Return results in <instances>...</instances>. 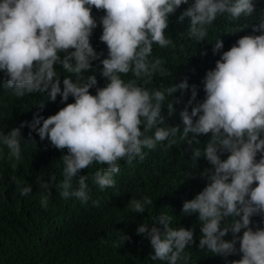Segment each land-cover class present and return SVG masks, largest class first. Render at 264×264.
Listing matches in <instances>:
<instances>
[{
  "label": "clouds",
  "instance_id": "obj_1",
  "mask_svg": "<svg viewBox=\"0 0 264 264\" xmlns=\"http://www.w3.org/2000/svg\"><path fill=\"white\" fill-rule=\"evenodd\" d=\"M182 5L188 7L177 23L183 25L186 19L188 23L178 36L198 43L205 40L219 16L237 21L255 14V22L242 26L240 31L250 27L253 34L240 37L229 50L222 51L221 39L214 43L213 53L220 58L202 81L205 98L193 106L197 88L191 86V99L179 112L181 131L167 123L162 111L166 104L168 116L175 115V104L182 102L175 94L189 89L187 78L167 86L149 85L154 76L170 74L165 59L153 55L154 45L175 52L174 39L166 33L170 16ZM93 8L105 13L99 19L100 40L108 50L103 59L104 53H98L91 43L98 27ZM94 61L102 64L99 72L106 80L104 87L97 86L95 72L85 75ZM56 65L68 74L63 88ZM0 72L7 77L3 87L15 97L44 93L47 100L55 102L59 96L66 105L47 118L37 112L32 122L12 127L7 134L0 129V145L7 147L9 160L17 163L22 142L27 144L21 133L24 127L30 129L33 144L35 132L53 148L67 150L60 158V183L55 174L51 183L36 181L42 189L39 203L45 210L53 186L62 199L75 197L87 203L89 176L80 173L93 164L106 166L94 175L95 184L104 190L116 186L114 177L120 173L121 160L129 165L137 158L143 162L144 149L155 150L167 141V150L178 136L190 147L200 145L198 137L209 136L203 148L192 147L190 161L193 170L200 158L212 165L199 173L206 186L194 199L183 202L182 214H198L201 250L225 258L241 255L228 264H264V228L259 223L252 226V217L264 218V8L258 10L255 0H0ZM94 87L95 95L90 92ZM70 96L74 103H67ZM38 107L42 111L45 103ZM225 154L227 158L222 159ZM17 163H12L13 170ZM78 175L74 186L73 178ZM189 175L195 178L194 171ZM11 181L22 196L32 193L27 181L23 187L15 175ZM152 203L148 196L132 198L127 208L142 214ZM172 219L161 212L150 229L139 224L136 234L150 240L152 261L189 264L186 248L195 244V226L172 227ZM230 232L233 239L227 241L224 237Z\"/></svg>",
  "mask_w": 264,
  "mask_h": 264
},
{
  "label": "trees",
  "instance_id": "obj_2",
  "mask_svg": "<svg viewBox=\"0 0 264 264\" xmlns=\"http://www.w3.org/2000/svg\"><path fill=\"white\" fill-rule=\"evenodd\" d=\"M255 2L258 10L264 8V0ZM187 7L188 5H182L170 16L166 35L174 39L175 52L173 53L171 48L161 49L154 45L153 55L165 59V67L170 74L163 78L154 76L153 85H149L152 87L164 83L167 86L187 78L189 89L175 94V98H182L181 103L175 104V115L168 116L166 104L162 111L167 123L170 126H179L181 131L183 124L179 112L191 99V86L195 85L197 88V98L193 106L205 98L202 81L206 72L214 69L215 62L220 58L219 54L213 53L214 43L221 39L224 44L222 51L229 50L240 37L253 34L250 27L240 31L242 26L255 22V14L249 18L241 17L237 21H232L227 15L219 16L205 40L198 43L186 35L183 39L178 36V33L184 32L187 27V19L183 25L177 23L178 17ZM93 15L97 19L98 27L93 32L91 43L98 53H104L101 59L107 58L108 50L106 44L100 40L103 29L99 24L100 17L105 13L93 8ZM63 55L61 53V58ZM55 67L61 76L63 88L62 81L68 74L63 72L60 65ZM99 69H102V64L100 61H94L93 69L85 75L95 72L97 86L104 87L106 80L100 75ZM123 78L129 79L130 74ZM6 79L4 73L0 72V129H3L5 134L12 127H20L23 122H32L37 112L47 118L66 106L60 102L61 97L58 96L55 102H51L44 93L17 98L11 90L3 87ZM90 92L95 95L96 88L90 89ZM74 102V98L70 96L67 103ZM42 103H45V107L41 111L38 106ZM29 132L28 127L21 129L27 144L22 142L21 160L18 163L14 159L9 160L7 147L0 145V264H165L150 259V256L154 255L150 240L136 234L139 224H147L150 229L161 212L173 216L172 227L191 229L195 226V244L186 248L190 255L189 264H228V261L241 258V255L225 258L207 249L201 250L198 214H182L183 202L194 199L206 186V181L199 173L212 165L206 159L200 158L197 168L193 170L190 161L192 147L203 148L209 136L198 137L200 145L191 147L178 136L177 143L167 150V141L158 144L155 150L144 149L147 156L143 162L137 158L129 165L121 160L120 173L114 177L116 186L104 190L95 184L94 175L98 169L106 166L93 164L80 173L89 176L87 182L91 192L87 203L75 197L62 199L59 190L53 186L45 210L39 203L42 189L36 181L39 179L51 183V175L55 174L56 183L59 184L63 179V164L60 158L67 150L62 152L53 148L47 139L42 141L35 132L32 133L35 141L33 144ZM226 158V154L222 156V159ZM12 163H17L15 170L11 167ZM193 171L195 178L190 179L189 173ZM13 175L21 181V187L25 186V181L30 183L32 193L22 196L17 185L11 181ZM80 175L73 178L74 186L78 185ZM143 196H148L153 201L144 213L136 214L127 208L132 198L140 199ZM166 206L169 208H165ZM252 221L253 227L259 223L264 228V218L254 216ZM242 234L243 230L239 235ZM124 236L130 239H120ZM224 239L231 241L232 233ZM117 242L119 246H114ZM236 247L239 248V244Z\"/></svg>",
  "mask_w": 264,
  "mask_h": 264
}]
</instances>
